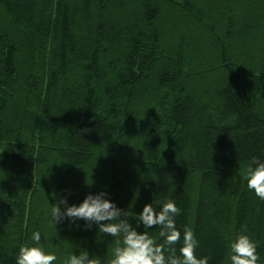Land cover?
<instances>
[{
	"label": "trees",
	"instance_id": "trees-1",
	"mask_svg": "<svg viewBox=\"0 0 264 264\" xmlns=\"http://www.w3.org/2000/svg\"><path fill=\"white\" fill-rule=\"evenodd\" d=\"M253 158L264 0H0V264L36 230L55 264L84 250L110 264L116 238L45 215L101 191L158 243L139 213L174 199L209 264H230L242 229L264 262Z\"/></svg>",
	"mask_w": 264,
	"mask_h": 264
},
{
	"label": "clouds",
	"instance_id": "clouds-1",
	"mask_svg": "<svg viewBox=\"0 0 264 264\" xmlns=\"http://www.w3.org/2000/svg\"><path fill=\"white\" fill-rule=\"evenodd\" d=\"M247 188L254 195L264 200V160L253 158L245 173ZM70 195V193H69ZM63 205V208L61 207ZM45 215H50L54 225L68 220L75 224L85 221L84 227L90 229L94 224L101 233L116 238L117 246L112 252L110 264H209L208 257L197 255L198 239L189 228L183 232L177 227L176 218L181 215V208L174 199H168L157 210L152 203H146L139 213L138 221L146 229L159 226V236L163 243H158L149 231L140 232L121 217V210L103 191L89 193L79 204L68 203L67 196H62L53 204ZM183 240L179 248L171 246ZM39 230L33 231L30 242L17 247L14 264H55L57 255L46 249ZM171 248L172 254H166ZM230 264H264L261 261L258 245L246 230H241L230 244ZM64 264H98L90 258L89 252H73L66 257Z\"/></svg>",
	"mask_w": 264,
	"mask_h": 264
}]
</instances>
